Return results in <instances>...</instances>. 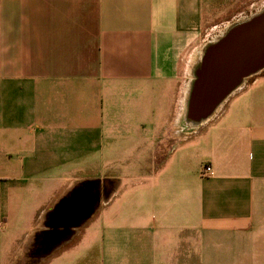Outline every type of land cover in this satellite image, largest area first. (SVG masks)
Segmentation results:
<instances>
[{"label": "crops", "instance_id": "crops-1", "mask_svg": "<svg viewBox=\"0 0 264 264\" xmlns=\"http://www.w3.org/2000/svg\"><path fill=\"white\" fill-rule=\"evenodd\" d=\"M263 8L0 0V264H264V72L201 123L184 82Z\"/></svg>", "mask_w": 264, "mask_h": 264}, {"label": "water", "instance_id": "water-1", "mask_svg": "<svg viewBox=\"0 0 264 264\" xmlns=\"http://www.w3.org/2000/svg\"><path fill=\"white\" fill-rule=\"evenodd\" d=\"M236 26L203 50L188 99V118L197 123L210 117L249 78L264 72V8Z\"/></svg>", "mask_w": 264, "mask_h": 264}, {"label": "rangeland", "instance_id": "rangeland-1", "mask_svg": "<svg viewBox=\"0 0 264 264\" xmlns=\"http://www.w3.org/2000/svg\"><path fill=\"white\" fill-rule=\"evenodd\" d=\"M239 20V19H238ZM235 21H231L230 24H233ZM224 31V30H223ZM222 29L220 30H216L214 31V33L212 34L214 40L215 41L217 38H219L223 33ZM212 38V37H211ZM211 40V42H213ZM202 54H203V49L201 50L199 56L195 59V61H193L190 65H189V71H188V78L184 79V82L187 81V84L190 85L189 88H191L192 82L194 81V76L196 75L195 72L197 70V68L200 65V60L202 58ZM252 79V78H251ZM251 79H248V81H250Z\"/></svg>", "mask_w": 264, "mask_h": 264}, {"label": "bare ground", "instance_id": "bare-ground-1", "mask_svg": "<svg viewBox=\"0 0 264 264\" xmlns=\"http://www.w3.org/2000/svg\"><path fill=\"white\" fill-rule=\"evenodd\" d=\"M238 22H239V21L234 22L233 24H230L226 30H229V31H230V30H233L235 27H237L236 25H238ZM235 29H236V28H235ZM229 31H228V32H229ZM211 47H212L211 43H208V44L205 45V47L203 48V50H204V51H205V50H209Z\"/></svg>", "mask_w": 264, "mask_h": 264}, {"label": "built area", "instance_id": "built-area-1", "mask_svg": "<svg viewBox=\"0 0 264 264\" xmlns=\"http://www.w3.org/2000/svg\"><path fill=\"white\" fill-rule=\"evenodd\" d=\"M205 170H206L209 174L212 173V168H211V166H206V167H205Z\"/></svg>", "mask_w": 264, "mask_h": 264}]
</instances>
